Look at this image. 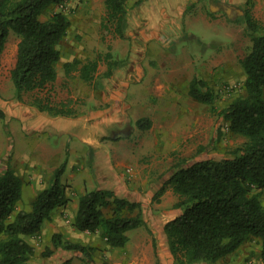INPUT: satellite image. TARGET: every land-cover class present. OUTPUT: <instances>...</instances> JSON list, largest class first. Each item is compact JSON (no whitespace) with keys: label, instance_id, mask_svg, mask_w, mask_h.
<instances>
[{"label":"trees","instance_id":"1","mask_svg":"<svg viewBox=\"0 0 264 264\" xmlns=\"http://www.w3.org/2000/svg\"><path fill=\"white\" fill-rule=\"evenodd\" d=\"M67 1L0 0V58L9 32L19 38L16 61L10 71L16 100L45 89L56 80L62 59L60 45L70 21L63 12L53 13L46 20L40 17L49 8ZM144 1L133 0L129 6L128 0H103L102 30L111 28L114 37L123 39L129 24V8L136 9ZM244 22L251 39V48L241 60L244 93L218 112L230 134L244 142L220 159L175 163L171 175L154 195L157 198L170 187L177 197L174 209L180 214L163 226L173 264H213L234 254L250 239L259 242L264 264V206L258 195L264 191V25L249 11H244ZM99 59L100 55L95 59L74 58L64 62L63 74L67 78L77 74L82 82L91 84ZM103 59L107 66L103 79H110L122 62L114 59L109 50ZM188 95L199 103L210 104L213 100L211 90L199 78L191 80ZM31 105L56 116L69 114L67 104L54 105L48 97L35 98ZM151 124L148 118L135 122L142 131L149 130ZM203 151L200 148L198 156ZM63 173V166L55 170L49 186L36 194L31 209L17 213L22 182L10 169L0 173V264H29L34 248L26 238L38 235L52 212L69 202L67 185L61 181ZM145 225L141 203L109 190L86 191L77 200L73 218L76 231L100 232L110 248L125 247L126 233ZM50 241L53 250L76 252L82 261L89 259L93 251L92 247L64 239L59 233L52 234ZM53 252L48 250L46 255ZM69 263L66 260L61 264Z\"/></svg>","mask_w":264,"mask_h":264},{"label":"rangeland","instance_id":"2","mask_svg":"<svg viewBox=\"0 0 264 264\" xmlns=\"http://www.w3.org/2000/svg\"><path fill=\"white\" fill-rule=\"evenodd\" d=\"M132 2L133 0H128V5L130 6ZM134 10L130 8L128 10V27L132 24L130 14L134 13ZM240 11L242 14H230V20L228 17H225V14H222V20L211 21L212 23H208L200 16L194 17L195 19L189 21L186 31L184 30V39L170 42L171 45L169 47L166 37L162 40H155L149 43L153 49L168 47L169 50L176 52L181 47H186L189 51V57L187 58L189 66L184 72L170 73L164 68L170 63L164 59L161 66H158L155 62L150 63L151 69L158 70L151 75L153 79L151 84L153 86H155V83H158L165 85L175 84L177 87L178 83L181 85L184 82L186 83V81L190 82L193 78H199L206 83L213 95V100L210 104L199 103L189 98L188 100H181L178 105L150 107V111L155 112V120L153 122L155 126L153 130L148 132V130L135 129V132L130 137L119 139L125 143L124 145L127 144L128 148L131 147L130 149L133 148L137 151L139 149L140 138H145L144 141L149 144L151 140L156 139L159 144L163 145L164 154H167L164 159H159L162 163L158 164L160 167L158 169L163 170L164 174L171 171L175 163L182 160L191 163L193 160L203 158H223L229 151L244 142L242 138L230 134L227 124L219 118L218 112L234 98L244 93L245 75L241 68V60L251 48L250 33L246 29L244 22V11H249L258 23L264 25V0H247L243 6H240ZM57 12H63L70 21V28L60 45L62 59L57 68L59 77H65L62 71V65L65 60L70 61L74 58L82 61L95 59L96 56H103L108 50H113L112 41L115 37L111 33V28L110 30H102L101 28V21L105 15L103 0H68L62 6L49 8L40 19L46 20L53 13ZM207 16L209 17V21L218 19L214 17L213 13L209 14V11ZM132 33L135 34L134 31ZM9 35L11 36L7 41L8 45L5 54L0 60V93L7 96L11 92V95L15 97V88L12 82H10V71L13 68L14 48L17 47L18 37L13 32H9ZM189 39L192 40L189 41ZM177 63L180 64V60ZM177 63H174V65H177ZM103 65L101 63V66ZM185 65L187 64L185 63ZM103 75L104 73H101L97 76L94 89H100L104 86L105 80L103 79ZM74 76L72 74L68 78ZM158 79L160 82H158ZM179 79H183L184 81L178 82ZM137 84L139 83L135 85ZM62 86H64L63 83ZM62 90L64 91L65 89L62 88ZM43 96L51 99L50 101L54 105L65 103L67 104V110L70 107L69 103L63 102L65 98L61 97L60 91L58 93L56 90L49 89ZM0 99L3 101L2 98ZM33 99L34 96L28 95L24 103H31ZM122 108L123 106L120 105V109ZM163 112H165L164 115ZM4 113L0 108V173L6 169H10L21 180V198L16 206L15 213L18 211H29L36 194L49 186L55 170L62 166L65 167L67 158L70 156L62 154L61 156L52 157L50 155L47 167L45 169H38L37 167L40 165L33 164L35 157H33L30 151L33 147L35 148L36 141L38 143V140L41 141L45 137L44 134L47 135L45 138L50 146L58 145L60 140L67 141V137L54 132L51 134L48 131L49 129H46L40 135L39 130L36 131L32 127H29V125L26 128L24 127L25 130H22V132L16 130L18 134L14 135L11 132V126L18 129L22 123L15 118L4 116ZM143 118L149 119L147 114ZM129 121V123H124L122 127L124 133L128 134H130L132 127H135L133 120L130 119ZM200 148H204V151L198 156L197 151ZM27 150L29 151L28 155ZM150 158V156L144 157L140 161L141 164L149 165L151 163ZM69 159L71 158L69 157ZM70 172L68 167L65 171V176ZM72 174L81 176V172H76V174L73 172ZM125 175L127 176L126 179L129 180L132 177V172L126 170ZM61 181L67 185V194H70L73 189L65 183L68 181L67 178L62 177ZM258 193L259 199L264 206V191ZM158 197L155 198L153 196L150 198V201H147L148 196L145 195V199L142 200L143 202H139L141 205L144 204L145 207V217L147 216L145 218L146 225L145 227L126 233L129 244L132 243L133 238L140 240L151 238L157 249L158 246H161V240L158 235L160 225L157 224L156 220L150 219L152 206L158 203ZM59 209L62 208L56 210ZM170 212L169 210L167 215L165 214L164 219L168 218L172 213ZM58 214L61 226L53 229L52 227H48V231H45L43 235H41V230L38 235L26 238L34 248V256L29 261V264H61L69 256H71L70 260L78 258L77 260L79 261H75L76 264L78 262L79 264H108L113 263V258L115 262L119 261L120 264H128L129 259L132 256H136V250L130 248V246L129 248H126V245L123 248H110L101 238L100 232L95 234L74 232L72 230L74 227V216H72L71 207ZM50 222L51 216L49 220L44 222V224L46 223L45 226H48ZM55 226L57 225L55 224ZM55 233L61 234L64 239L69 241L92 247L93 251L90 252L89 259L82 261L76 252H67L61 249L53 250L50 238ZM89 242H92V244H89ZM48 250L54 252L51 255H46ZM151 257L158 264L156 249L154 255ZM213 264H262L260 244L257 239H250L234 254L220 259Z\"/></svg>","mask_w":264,"mask_h":264},{"label":"crops","instance_id":"3","mask_svg":"<svg viewBox=\"0 0 264 264\" xmlns=\"http://www.w3.org/2000/svg\"><path fill=\"white\" fill-rule=\"evenodd\" d=\"M246 2L247 0H145L133 11L134 13L130 14L132 24L128 27L125 37L123 39L113 38V50L110 49L109 52L114 59L122 64L113 71L110 79H104L102 88L94 89V85L97 76L107 70L103 56L99 59L95 80L91 84L82 82L77 74L71 78H62L57 74V78L52 84L43 90H35L23 95L21 101L14 99L11 92L7 96L0 93V98L3 99V101L0 99V108L5 112L4 116L15 118L22 123L18 129L11 126V132L14 135L18 134L17 131H24L29 125L32 129L39 130L40 135L49 129L51 134L54 132L67 137V141L60 140L58 145L50 146L45 138L47 135L44 134L45 137L41 141L38 140V143L36 141L35 148L33 147L30 151L35 157L33 164L40 165L37 167L38 169L47 167L50 155L52 157L62 154L70 155L64 167V174H62V177H66L68 180L65 183L73 189L70 194H67L68 205L52 212V223L50 222L48 226H45L46 223L43 225L41 235L48 231V227L53 229L61 226L58 213L71 207L72 216H74L77 200L86 191L109 190L119 197L134 202H143L146 195L148 196L147 201H150V198L155 195L172 173L169 171L164 174L163 170H159L158 164L162 163L159 159H164L167 154H164L163 145L159 144L156 139L151 140L149 144L144 141L145 138H140L138 151L130 149L131 147L128 148V145H124L125 143L119 139L130 137L137 128L136 126L132 127L130 134L124 133L123 124L129 123V120L132 119L135 125L138 119L147 114L152 123L148 132L152 131L155 126L153 124L155 112H151L149 108L160 105H178L181 100H188L190 98L188 86L191 82L186 81L181 85L178 83L177 87L175 84L158 83L153 86L151 75L158 70L151 69L150 63L155 62L161 66L164 59L170 63L164 67L170 73L184 72L189 66L187 59L189 51L186 47H181L178 51L173 52L168 49L171 45L170 42L184 39V30L186 31L189 21L195 19L194 17L200 16L208 23L216 22L222 20V14L227 17L226 7L232 11L230 14H242L240 6ZM208 11L218 19L209 21ZM133 31L135 34L132 33ZM164 37L168 43L167 48L153 49L150 46L151 41L162 40ZM191 40L189 39V41ZM7 45L6 42L1 57L4 56ZM16 49L17 47L14 48L13 67L16 61ZM178 60H180V64L177 63ZM65 62L67 61L65 60ZM101 63L104 65L101 66ZM182 80L179 79L178 82ZM158 82H160L159 79ZM136 83L139 84L135 85ZM10 87L12 89L11 85ZM62 88L65 90L63 91ZM49 89L61 92V97L65 98L63 102L70 105L69 114L56 116L38 111L31 105L32 102L24 103L28 95L34 96V99L44 98V93ZM120 105L123 106L122 109H120ZM164 114L165 112H163ZM123 134L127 135L123 136ZM28 153L27 150V155ZM146 156L151 157L149 165L140 162ZM68 167L72 173L81 172V176L73 175L71 172L65 176ZM126 170L132 172V177L129 180L126 179ZM176 202L177 197L171 188H165L162 195L158 197V203L153 204L150 215L152 217L150 219L156 220L160 225L158 235L161 246H158L157 249L151 238L147 240L133 238L131 244L128 241L126 248L129 246L134 248L136 256H132L128 264H156V261L151 257L154 255V247H156L158 264H173L163 235V226L167 221L180 214L178 210L174 209ZM142 208L145 219L147 216L145 217L144 204H142ZM169 210L172 213L170 212L168 218L164 219ZM72 230L77 232L74 227ZM70 258L71 256L67 260ZM77 259H71L69 264H76L75 261H79ZM112 262L108 264H120L119 261L115 262L114 258Z\"/></svg>","mask_w":264,"mask_h":264},{"label":"water","instance_id":"4","mask_svg":"<svg viewBox=\"0 0 264 264\" xmlns=\"http://www.w3.org/2000/svg\"><path fill=\"white\" fill-rule=\"evenodd\" d=\"M225 11H226V15L228 18H231L230 16V12H232L228 7L225 8ZM127 134H123V136H126Z\"/></svg>","mask_w":264,"mask_h":264}]
</instances>
